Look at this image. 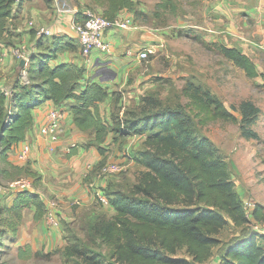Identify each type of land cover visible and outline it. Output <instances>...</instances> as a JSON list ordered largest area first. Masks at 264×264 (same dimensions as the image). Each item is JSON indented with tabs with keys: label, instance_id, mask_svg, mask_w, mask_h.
Returning <instances> with one entry per match:
<instances>
[{
	"label": "trees",
	"instance_id": "trees-1",
	"mask_svg": "<svg viewBox=\"0 0 264 264\" xmlns=\"http://www.w3.org/2000/svg\"><path fill=\"white\" fill-rule=\"evenodd\" d=\"M95 1L109 18L117 17L124 9L137 12L135 0ZM22 5L23 0H0V43L10 30L12 15ZM158 7L177 10L174 0H162ZM38 46L44 48L41 53H31L27 66L29 82H22L19 70L18 79L11 84L12 96L0 89V164H4L0 172L4 176L15 178L23 172L37 175L28 167L11 163L8 154L26 139L34 124V108L47 100L61 104L74 99L76 103L70 106L74 122L83 131L95 132V143L102 151L100 144L122 123L128 128L125 132L147 134L137 155L145 169L127 188L110 192L102 189L115 213L95 221L82 219L88 238L70 245L67 249L71 255L77 256L82 264H207L214 248L224 244L218 264H264V242L258 239L260 235L245 231L247 225L258 224L259 209L248 213L228 161L208 135L196 133L192 111L181 105L163 104L161 99L149 94L142 96L144 105L137 117L128 119L129 111H124L123 116L118 111L113 118L119 121L116 123L119 126L112 127L98 107V102L112 93L109 88L96 81L84 84V66L51 64L65 46L63 37L56 36L50 41L42 35ZM215 46L249 76L260 75L252 57L238 47L220 41ZM0 81H3L1 74ZM184 92L195 106L207 113L206 119L239 123L241 136L261 139L253 124L262 109L253 100L244 99L239 107L233 105L229 109L218 95L201 85L190 83ZM32 205L36 207V219L47 213L46 202L39 193L18 190L14 202L6 206L9 233H17L24 208ZM229 223L242 229L244 235L224 242L220 233ZM98 240L110 247L108 258L93 249L92 243ZM183 248L191 259L177 255Z\"/></svg>",
	"mask_w": 264,
	"mask_h": 264
},
{
	"label": "crops",
	"instance_id": "crops-1",
	"mask_svg": "<svg viewBox=\"0 0 264 264\" xmlns=\"http://www.w3.org/2000/svg\"><path fill=\"white\" fill-rule=\"evenodd\" d=\"M60 2L61 0H23L21 8L10 19L9 32L0 43L2 80L12 84L19 77V63L11 52L13 45H25L36 54L42 52L44 47L38 46V39L42 35H38L36 29L28 25V20L34 18L37 27L46 25L52 28V35H45L50 41L56 36L63 37L65 46L50 61L52 65L75 63L84 66L86 68L82 80L84 84L96 81L107 86L112 92L98 102V107L101 116L114 127L119 121L114 120L113 114L120 111V116H123L124 113L121 101L125 102L128 99L127 101L131 102L141 98L155 84L152 77L157 73L149 72L153 63L144 68L143 59L138 55L146 46L153 47L152 53L157 51V45L152 43L156 41L155 33L138 23L134 29L123 27L109 29L104 35V41L108 43L109 49L95 48L86 58L82 54L81 43L72 26L76 15L67 11L61 12ZM100 10L101 13L104 12V8ZM209 13L212 17L206 19L207 38L228 46H236L252 58L259 53L264 55V0H214ZM127 14L130 12L124 9L118 16ZM28 64L29 61L25 65ZM116 96L120 97L118 106L123 108H116ZM74 103L76 101L71 98L61 104L47 100L36 106L33 110L34 124L29 129L26 139L8 154L11 163L28 167L37 175L23 172L15 178H8L11 184L16 178L25 177L31 181V186L13 189L14 193L9 197L7 205L14 202L20 189H29L41 195L46 202L47 210L54 212L53 223L49 221L50 216L47 217L48 212L37 219L47 248L62 240L63 221L75 222L82 219L95 221L101 217L112 216L115 213L114 206L102 204L97 197V191L107 189L110 192L119 187L127 188L136 181L138 173L145 169L135 158L133 150L144 147L146 133L125 132L128 128L122 123L118 130H111L100 144L104 148L102 151L95 143V132L83 131L74 122L70 110ZM54 107L64 112L67 132L59 141L52 143L40 135V127L46 121L50 109ZM216 120L220 119L214 121ZM26 146H31L30 160L21 162L17 152ZM112 156L114 159L123 160L120 163L124 165L125 170L117 174L100 175L101 163ZM134 165L139 168L132 172ZM53 198L56 200L52 206ZM26 210L29 211V217L36 220L35 205L24 208V216ZM222 251H215L207 264H218Z\"/></svg>",
	"mask_w": 264,
	"mask_h": 264
},
{
	"label": "rangeland",
	"instance_id": "rangeland-1",
	"mask_svg": "<svg viewBox=\"0 0 264 264\" xmlns=\"http://www.w3.org/2000/svg\"><path fill=\"white\" fill-rule=\"evenodd\" d=\"M135 1L137 12L129 11L132 18L136 25L138 23L153 30L156 41L152 43L157 45V51L148 59L142 60L144 68L153 63L149 72H156L158 75L152 77L155 84L145 92V96L155 95L163 104L181 105L192 111L195 115L196 133L208 135L228 161L236 188L247 204L248 213L253 214L257 208L259 209L258 224L247 225L245 231L258 233L260 235L258 239L263 243L264 55L259 53L252 58L260 75L251 77L243 67L217 49L215 46L217 41L206 37L208 35V30L205 28L206 19L212 17L209 11L214 0H174L177 4L175 11L171 8H159L158 2L162 0ZM60 5L74 7L80 14L89 9L101 13L102 8L95 0H61ZM151 59H154L153 62H150ZM190 83L211 90L229 109H232L233 105L239 107L244 99L253 100L262 109L253 124L261 139H247L241 136L239 123L206 119L207 113L195 106L184 92L185 87ZM142 99L141 97L131 102H128V99L125 102L121 101L123 110L129 111L128 119L139 115L137 113L141 112L144 105ZM118 102L120 101H117V107ZM204 120L208 121L203 123ZM139 150V148L133 150L136 159ZM114 158L112 156L104 163L123 161ZM0 166L3 167L2 164ZM138 168L134 165L132 172L137 171ZM12 172L15 173V170L12 169ZM8 178L0 172V264H82L80 259L71 255L67 248L74 245L76 240H87L88 233L82 228L85 220H76L68 225L63 223L62 240L48 248L45 237L41 235V226L37 219L32 220L29 217L28 210L25 211L23 216L25 218L19 224L17 233L12 234L7 231L10 220L6 205L9 197L14 193L13 189L16 188L10 185ZM53 200L56 199L53 198L51 202ZM49 216L50 214H47V217ZM49 221L53 223L51 217ZM243 232L242 229L234 228L229 223L221 231L220 237L227 242L242 237ZM92 245L94 250L102 252L104 258H108L111 252L108 245L99 240ZM224 247V244L216 246L214 253L220 252ZM177 255L191 259L187 255L186 248L181 249Z\"/></svg>",
	"mask_w": 264,
	"mask_h": 264
},
{
	"label": "built area",
	"instance_id": "built-area-1",
	"mask_svg": "<svg viewBox=\"0 0 264 264\" xmlns=\"http://www.w3.org/2000/svg\"><path fill=\"white\" fill-rule=\"evenodd\" d=\"M19 1L20 0H17V2ZM59 10L61 12L67 11L76 15L72 26L76 31L78 39L81 43L82 54L86 58L91 55L95 48L109 49L108 43L104 41V35L107 30L117 27H123L126 29H134L137 27L131 14L109 18L104 14L98 13L91 9L83 12L82 15L78 14L79 11L71 6L60 7ZM28 25L35 28L38 35L51 36L53 33L52 28L49 26L41 25L37 27L34 18L28 20ZM153 51L154 49L152 46H146L139 51V58L148 59ZM11 52L17 62H19L21 59H25L26 62H28L32 53L29 47L25 45L12 46ZM20 77L22 82H29L27 66L20 68ZM0 89H2L9 97H11L13 94L12 85L4 81H0ZM66 132L67 127L64 122V112L58 107L51 108L47 115L46 121L40 127V135L44 139L55 143L59 141L61 137L66 134ZM30 154L31 146H26L17 152L18 159L21 162H28L30 160ZM124 170V165L119 162L102 163L99 167V173L102 176L121 173ZM10 185L16 186L17 188L29 187L31 186V181L25 177H22L12 181ZM97 197L102 203L108 204V198L102 190L97 191ZM53 205H55V201L52 202V206ZM48 214H50V217L54 219V212L52 210H48Z\"/></svg>",
	"mask_w": 264,
	"mask_h": 264
},
{
	"label": "water",
	"instance_id": "water-1",
	"mask_svg": "<svg viewBox=\"0 0 264 264\" xmlns=\"http://www.w3.org/2000/svg\"><path fill=\"white\" fill-rule=\"evenodd\" d=\"M25 64H26V60L25 59H21V61L19 63V68L24 67Z\"/></svg>",
	"mask_w": 264,
	"mask_h": 264
}]
</instances>
